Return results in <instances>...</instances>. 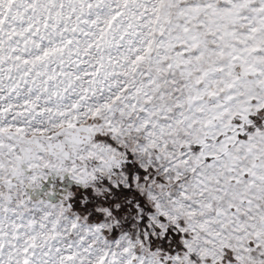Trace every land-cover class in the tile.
I'll use <instances>...</instances> for the list:
<instances>
[{"label":"snow or ice","instance_id":"6c2138e0","mask_svg":"<svg viewBox=\"0 0 264 264\" xmlns=\"http://www.w3.org/2000/svg\"><path fill=\"white\" fill-rule=\"evenodd\" d=\"M0 264H264V0H0Z\"/></svg>","mask_w":264,"mask_h":264}]
</instances>
